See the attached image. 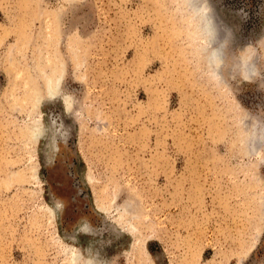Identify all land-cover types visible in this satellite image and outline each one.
Listing matches in <instances>:
<instances>
[{
  "label": "rangeland",
  "instance_id": "obj_1",
  "mask_svg": "<svg viewBox=\"0 0 264 264\" xmlns=\"http://www.w3.org/2000/svg\"><path fill=\"white\" fill-rule=\"evenodd\" d=\"M204 1L217 74L189 0H0V264H264V0Z\"/></svg>",
  "mask_w": 264,
  "mask_h": 264
},
{
  "label": "bare ground",
  "instance_id": "obj_2",
  "mask_svg": "<svg viewBox=\"0 0 264 264\" xmlns=\"http://www.w3.org/2000/svg\"><path fill=\"white\" fill-rule=\"evenodd\" d=\"M190 2V7L192 9V15L195 17V19L197 20V22L199 24L196 25V29L200 30L201 31V34H202V39L204 40V42L209 45V48H204V52H205V55L207 57V62L208 64H210L212 67H213V70L214 72L217 74V69L219 68L220 66V61H221V58H222V45L224 44V38L222 37L221 40L219 41H216L215 42V38L214 39H208L207 36L205 35V32H204V25H203V22H202V19L201 17L197 14L196 10L198 8H200L201 6H204L206 5L205 1L203 0L202 2H200V4L198 3V1L200 0H189ZM207 6V5H206ZM208 7V6H207ZM212 16V15H211ZM213 18V17H212ZM215 21V20H214ZM215 26H216V34L221 32L222 30H220V26L218 24V22L215 21ZM218 36V35H217ZM221 36V34H220ZM219 49L220 50V58L217 59L213 53ZM245 69L246 71H253V67L250 63H247L245 61ZM255 73V72H254ZM60 79L58 80V82L55 84L53 83V81L51 79L48 80V83H47V90H48V94L51 98H54L57 93H58V83H59ZM60 87V86H59ZM47 131V130H46ZM253 140H258V141H263L264 142V132L263 130H258L257 128H255L253 130ZM44 133V128H43V125H38L37 127H35L33 129V132L31 134V139H33L34 141L37 142V140L34 138L35 136H41L43 135ZM43 137V136H42ZM41 138V137H40ZM42 139V138H41ZM257 141V142H258ZM256 143V141H255ZM258 144V143H257ZM260 145V144H259ZM53 212V211H52ZM131 231H134V229H131ZM92 237V236H91ZM91 240V239H90ZM77 242V241H76ZM81 246V245H80ZM73 248V247H72ZM71 248V249H72ZM86 248V247H85ZM79 249V247H78ZM93 252V250H92ZM93 255V254H92ZM84 256V255H83ZM79 259V255H73L70 262L73 264V263H76ZM84 260V259H83ZM101 260V259H100ZM80 261V260H79ZM110 262V261H109ZM112 262V261H111ZM84 264H105L101 261H99L97 259L96 256H88V258H86L83 262Z\"/></svg>",
  "mask_w": 264,
  "mask_h": 264
},
{
  "label": "clouds",
  "instance_id": "obj_3",
  "mask_svg": "<svg viewBox=\"0 0 264 264\" xmlns=\"http://www.w3.org/2000/svg\"><path fill=\"white\" fill-rule=\"evenodd\" d=\"M197 14L201 17L203 25H204V32L205 35L207 36L208 39H214L216 36V26H215V21L211 16V9L208 8L206 5L201 6L200 8H198L196 10ZM239 15H241L242 18L246 19L247 14L243 12V10H241V12L239 13ZM213 55L219 59L220 58V50L217 49ZM250 75H255V73H251ZM36 140H39L40 137L39 136H35L34 137ZM66 143V142H65ZM44 155L45 158L47 159L49 155H55L59 153V145H57L56 147L52 148L51 150H49L48 146L45 145L44 148ZM54 208L56 210H62L63 208V203L62 202H54ZM84 226H82V230H83Z\"/></svg>",
  "mask_w": 264,
  "mask_h": 264
},
{
  "label": "trees",
  "instance_id": "obj_4",
  "mask_svg": "<svg viewBox=\"0 0 264 264\" xmlns=\"http://www.w3.org/2000/svg\"><path fill=\"white\" fill-rule=\"evenodd\" d=\"M241 2L251 7L255 4L256 0H241Z\"/></svg>",
  "mask_w": 264,
  "mask_h": 264
},
{
  "label": "water",
  "instance_id": "obj_5",
  "mask_svg": "<svg viewBox=\"0 0 264 264\" xmlns=\"http://www.w3.org/2000/svg\"><path fill=\"white\" fill-rule=\"evenodd\" d=\"M221 61H222V58H221ZM221 61H220V63H221Z\"/></svg>",
  "mask_w": 264,
  "mask_h": 264
}]
</instances>
